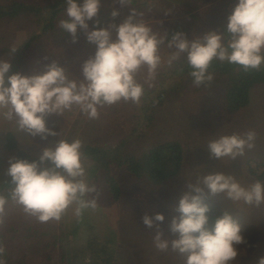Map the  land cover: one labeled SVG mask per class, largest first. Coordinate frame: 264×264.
<instances>
[{
	"label": "clouds",
	"instance_id": "obj_1",
	"mask_svg": "<svg viewBox=\"0 0 264 264\" xmlns=\"http://www.w3.org/2000/svg\"><path fill=\"white\" fill-rule=\"evenodd\" d=\"M130 6L133 0H118ZM65 16L58 21L73 41L82 29L87 41L95 45L93 55L80 67L81 76L70 72L59 60L45 64L32 74L12 72L11 59L0 58V119L14 120L17 129L27 137L59 135L54 146H44L39 158L28 160L10 157L5 174L11 177V191L0 193V220L9 200L23 213L39 223L61 221L66 214L79 220L86 210L96 209L100 191L89 178L91 167L80 135L62 137L48 126L50 114L65 116L74 109L89 120L99 119L105 105L120 102L140 104L146 85L152 87L159 69L184 58L188 76L196 86L208 85L214 79L213 61L242 66L245 70L264 67V0H235L227 17L225 31L210 29L189 38L184 31L171 35L158 31L146 21L144 13L130 7V14L120 23L100 27L89 25L99 15L102 0H66ZM112 17L120 15L113 8ZM162 24L163 21H160ZM115 32V38L113 37ZM168 49L167 56L161 48ZM17 50L15 46L11 53ZM143 70V71H142ZM257 133H220L209 139L210 154L220 160L235 159L256 146ZM179 198L170 231L178 237L165 236L162 212H145L143 224L154 228V243L160 250L171 248L185 257L184 264H233L246 243L243 225L228 210L215 219L209 229V205L205 188L212 195L222 194L233 202L260 206L264 204V181L242 184L235 175L223 171L206 172L195 183L188 182ZM5 247L0 241V264H6ZM256 264H264L260 255Z\"/></svg>",
	"mask_w": 264,
	"mask_h": 264
},
{
	"label": "rangeland",
	"instance_id": "obj_2",
	"mask_svg": "<svg viewBox=\"0 0 264 264\" xmlns=\"http://www.w3.org/2000/svg\"><path fill=\"white\" fill-rule=\"evenodd\" d=\"M9 1L12 0H0V5H6ZM14 1L40 6L43 9L38 17L37 15L26 17L20 15L0 19V58L11 59V71L30 75L35 71L42 70L45 64L59 60L70 72L81 76L80 67L85 59L94 54L95 45L87 41L82 29L78 32V40L63 39L64 32L60 29L58 21L65 16L66 2L59 7L58 12L48 13L45 6L60 0ZM134 1L135 3L130 6H124L118 3V0H102L99 15L88 22L90 28L97 26L95 20H99L100 23L105 22L104 25L100 24V27H106L112 22L120 23L125 16L130 14V7L143 12V18L161 32L166 30L169 33L170 30H175L178 25H181L182 31L192 38L194 34H198L197 30L195 33L194 28L206 25L205 18L198 17V20H194L189 12L183 13L176 10L175 16L168 13L163 14L162 11L167 7L173 8L172 3L168 0ZM182 1L183 5L198 15H201V10L208 11L215 4L218 5L222 2V0H200L201 4H198V1L195 0ZM234 5L235 2L229 4V11ZM113 8L120 9L119 16L112 17ZM160 21L163 23L161 24ZM113 37L115 38V32H113ZM12 46L17 48L14 53L10 52ZM168 51L164 47L161 48V54L164 56H167ZM182 60L184 58L171 66L164 64L159 69L158 77L153 83L156 86L150 87L155 90L154 94L160 88L167 91L169 95L172 92L169 102L160 108L162 113L158 116L160 122L159 120L156 122L155 129L151 131V138L139 141L137 136L133 135L130 140V143L135 142L134 146L149 148L159 141L170 142L180 139L182 147L187 150L190 156L184 163V169L178 176V180L175 179L176 177L167 180L168 190L162 191L164 188L162 185L158 189L156 186L149 188L148 184L137 186L128 176L124 175L120 179L123 183L124 195L122 201L115 202L107 192L108 186L103 179L100 184H96L100 191L98 207L86 210L79 220L69 212L59 222L52 221L42 224L23 213L18 205L9 200L3 218L0 220V233H4L5 236L2 242L6 245L10 242V247L4 254L6 264H66L65 260L61 258L66 242L62 240L66 236V231L71 233L76 244L84 245L88 240L89 226H98V230L96 229L98 232L106 230L107 226H110V231L114 228L110 233L111 238L114 237L112 247H115L120 254L114 264H184L185 257L182 254L171 248L162 251L155 246L156 230L147 228L143 224L144 213L154 214L157 211L164 213L165 220L157 223L161 225L166 237L174 239L179 234L172 233L169 225L173 216L180 215L176 211V205L187 190L186 184L197 181L195 175L199 170L202 175L206 172L223 171L235 175L244 185L255 182L250 178L246 167L248 159L252 157L257 158L258 163L264 164V88L257 87L253 91L251 97L253 104L243 114L236 113L232 118L226 119L220 103L221 86L212 85L211 88H197L195 84H190L186 87H178V79L175 77L176 75H173V69ZM154 96L150 101L144 100L143 103L141 101L139 105L121 102L123 108L117 114L116 110H111V105H105L101 109L99 119L96 120L87 119L75 109L66 113L64 117L50 114L46 120L48 126L60 133L62 137L80 135L84 139V147L89 145L114 147L126 138L128 139L131 131L132 133L136 132L138 116L142 114L141 104L151 105L155 101ZM166 114L172 115V123H167L169 116L166 117ZM230 126L232 128H229ZM138 127V131H141L142 127ZM248 130L256 131V146L247 150L243 156L233 160L230 158L220 160L213 157L208 151L207 143L215 135L232 132L245 133ZM9 134L15 141L13 149L8 148ZM153 134L154 138H152ZM59 139V135H48L46 139L41 135L27 137L17 129L14 120L0 119V176H7L5 172L9 158L13 156L19 158L18 151L39 158L44 146H54ZM203 159L210 160L211 167H205L200 163ZM195 171L197 172L195 173ZM91 176L92 174L89 173V178ZM91 178L90 181L93 183ZM100 201L104 203L100 204ZM205 203L215 209L231 210L243 225L246 243L239 247L242 250L246 249V252L242 251L233 264H256L258 257L264 255V204L255 206L247 205L242 201L233 202L222 194L208 193L206 188ZM1 238L2 236H0V241Z\"/></svg>",
	"mask_w": 264,
	"mask_h": 264
},
{
	"label": "trees",
	"instance_id": "obj_3",
	"mask_svg": "<svg viewBox=\"0 0 264 264\" xmlns=\"http://www.w3.org/2000/svg\"><path fill=\"white\" fill-rule=\"evenodd\" d=\"M168 1L172 3L171 5L173 8L167 7L162 11L163 14L168 13L171 16H175L176 10H180L183 13H191V17H193L194 20H198V17L205 18L206 25H202L201 27L198 26L196 29L194 28L195 33L197 30L198 34H203L213 28L217 31H225L227 17L230 13L228 9L229 4L235 2V0H222L220 4H215L213 7L209 8L208 11L201 10V15H198L191 12L190 9L183 5L182 0ZM195 1H198V4L200 3V0ZM64 2H66V0H60L54 4L52 2L48 4V6H45V9L48 10V13H56ZM133 3H135L134 0ZM42 9L43 8L40 6L27 5L12 0L6 5H0V19L6 17L13 18L20 15L25 17L28 15H37L38 17ZM100 24L104 25L105 22ZM182 30V26L178 25L175 30L169 31V35L175 31ZM66 38L67 40L72 39L71 34L63 33V39L66 40ZM178 63L179 67L177 66L173 69V75H176L175 77L178 79V87H186L187 85L193 84L191 77L188 76L189 68L186 60L184 59ZM210 71L214 74L213 81L208 85L197 86V88H211L212 85L221 86L222 93L220 95V103L224 109L223 115L226 119L232 118L233 114L236 113L243 114L244 111L253 104V99L251 98L253 91L257 87L264 88V67L245 70L240 65L213 61ZM153 86L156 85L153 84ZM154 91L155 90L146 86L145 94L142 97V103L144 100L150 101L153 95H155V101H153L151 105L141 104L142 114L138 116L137 126H135L137 133H132L131 131V135L128 136V139L126 138L114 147H106L105 145H89L84 147L85 155L91 164L89 168L91 170L89 173L92 174V178L90 177L91 180L94 184H100V181L104 179L105 184L108 186L107 192H109V195L115 202L122 201L124 189L120 179L124 175L128 176L129 179L134 182V185L146 186V184H148L149 188L156 186L157 189L162 185V187H164L162 191H166L168 190L166 181L175 177V179L178 180V176L184 169V163L190 156L187 150L182 147V141L180 139H175L170 142L159 141L149 148L134 146L136 144L135 142L133 143V141L130 143L133 135L137 136L139 141L144 138H151V131L155 129L156 122H158V120L160 122V117H158L162 115L160 108H163V106L169 102V97L172 95V92L169 95L167 91L161 88L158 92H155V94ZM131 104L133 105L134 103ZM111 107V110H116L117 114V112L123 108V105L120 102L119 104L111 105ZM133 110L132 107V111ZM165 116L168 117L169 115L166 114ZM171 116L172 115L167 118V123H172ZM131 117H133V115H131ZM138 126L142 127L141 131H138ZM229 128H232V126ZM153 136L154 134L152 138H154ZM8 139V148L13 149L15 147V141L11 134L8 135ZM17 154L19 158L23 159H38L23 151H18ZM200 163L204 164L205 167H211L212 162L208 159H203ZM246 171L253 181H264V164L258 163L257 158L252 157L248 159ZM196 172L197 171H195V173ZM200 172L199 170L195 176H201L202 174ZM10 181L11 177L4 175L0 176V193L7 195L11 191L12 185ZM99 203L101 204L104 202L100 201ZM209 209V222L207 227L211 229L214 226L215 219L222 215L224 210L215 209L213 206H209ZM228 211L233 214L231 210ZM107 227L106 230L103 229L102 232H98V226H89L88 240H86L84 245L76 244V240L72 239L71 233L66 231L67 237L65 236L62 240L66 241L61 254L62 260H65L66 264H114L116 258H118L120 254L116 251L115 247H112L114 237L111 238L110 233L113 232L114 228H112L113 230L110 228V231V226ZM0 236H2L1 241H3V239H5L4 233H0ZM9 243L10 242H8L7 245L3 243L5 249L10 247Z\"/></svg>",
	"mask_w": 264,
	"mask_h": 264
}]
</instances>
